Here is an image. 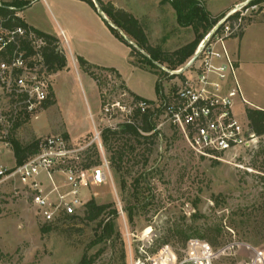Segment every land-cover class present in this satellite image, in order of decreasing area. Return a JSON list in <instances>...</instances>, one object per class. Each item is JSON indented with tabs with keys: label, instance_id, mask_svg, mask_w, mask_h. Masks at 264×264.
Instances as JSON below:
<instances>
[{
	"label": "rangeland",
	"instance_id": "obj_1",
	"mask_svg": "<svg viewBox=\"0 0 264 264\" xmlns=\"http://www.w3.org/2000/svg\"><path fill=\"white\" fill-rule=\"evenodd\" d=\"M92 1L97 14L108 22L98 3ZM103 1L133 13L144 26L150 44L165 52H173L197 37L195 26L180 22L169 0ZM256 1L202 0L201 3L210 19L216 21L213 30L226 17L239 15L238 22H223L217 29L219 34L227 25L245 28L243 39L234 36L227 42L231 53L240 55L236 75L244 101L235 100L234 114L241 124L248 123L245 109L251 103L264 108V1ZM34 9L39 10L41 6ZM109 24L116 29L110 20ZM197 30L202 34L200 25ZM117 31L124 36L118 28ZM126 37L127 42L139 48ZM67 39L73 51L62 38L61 47L69 66L52 79L55 105L42 109L37 118L21 119L14 133L24 145L50 136H67L73 148L85 149L97 145V133L132 120L128 111L133 108L135 95L123 83L121 73L128 78L129 87L149 101L160 98L155 92L160 77L162 91L167 93L191 76L188 70L179 73L188 63L175 70L166 64H160L161 67L156 64L157 69L142 64L136 56V66L133 60L128 61L130 48L122 42L123 54L115 61L121 73L92 65L97 77L93 80L79 64L73 65L69 55L76 53V47L69 34ZM114 102L125 106L127 111L115 108L112 116H105L104 106ZM157 132L151 140H141L139 144L132 141L135 151L121 166L111 163V152L103 145L104 153L99 150V154L100 161L106 158L109 162L108 180L100 186L85 182L82 185L81 196L85 202L94 198L98 204H110L118 211L115 223L120 236L105 244L92 245L94 224L77 221L75 225L49 226L43 223L34 211L29 187L17 179L0 181V264H78L85 253L96 257L100 249L104 252L95 264H144L148 256L160 262L166 253H174L180 261L191 240L208 245L215 253L226 249L218 264H247L252 254L250 248L264 254V138L249 148L225 154L222 161H215L196 155L175 128L165 125ZM124 141L123 138L116 145L121 147ZM7 143L6 139L0 141V167L11 169L15 167V159ZM90 154L95 159L94 151ZM76 161L81 163L79 158ZM53 178L59 187L66 183L61 173H54ZM40 181L42 188L51 192V183L45 174ZM56 198V194L51 196L52 200ZM127 207L135 209L132 220L125 211ZM77 215L82 216L83 211L79 210ZM48 227L51 229L47 230ZM196 230L206 237L185 242L178 233L192 236ZM233 242L240 246L232 250Z\"/></svg>",
	"mask_w": 264,
	"mask_h": 264
},
{
	"label": "built area",
	"instance_id": "obj_2",
	"mask_svg": "<svg viewBox=\"0 0 264 264\" xmlns=\"http://www.w3.org/2000/svg\"><path fill=\"white\" fill-rule=\"evenodd\" d=\"M3 4L0 0V7ZM8 9L17 12L15 7L9 6ZM18 12L16 17H19ZM228 17L200 43L195 52L198 59L187 69L191 76L171 92L161 91L160 98L151 103L133 99V108L128 111L132 116L136 110L145 113L160 109L158 130L165 125L175 128L196 155L215 161H222L225 154L238 148H249L264 138L256 136L248 123L241 124L234 114L235 100L240 98L244 101V98L236 75V60L227 42L239 34L240 28L227 25L220 34L217 31ZM45 46V40L33 28L15 26L10 17L0 16V141L8 140L21 119L37 118L45 103L52 99L55 74L50 73L45 65L42 55ZM115 108L127 111L119 102L107 103L104 106L105 116H112ZM96 135L98 149L103 152L101 134ZM86 149L73 148L62 136L40 139L39 153L29 161L11 169L0 167V181L17 179L23 186L29 187L36 215L43 223L53 225L64 217L77 215L79 210L84 211L87 203L81 196L84 182L89 186H100L108 180L109 162L106 158L101 159L98 166L87 170L76 169L74 163ZM56 172L66 177L62 187L54 181L53 174ZM42 174L51 183V192L42 188ZM53 194L57 195L56 200L51 199ZM237 245L235 243L232 250ZM225 250L222 248L215 253L208 245L191 240L185 257L180 261L174 253H166L160 262L148 256L143 263L218 264L220 256L226 254ZM250 251L252 254H249L247 264H264L262 251L253 248Z\"/></svg>",
	"mask_w": 264,
	"mask_h": 264
},
{
	"label": "trees",
	"instance_id": "obj_3",
	"mask_svg": "<svg viewBox=\"0 0 264 264\" xmlns=\"http://www.w3.org/2000/svg\"><path fill=\"white\" fill-rule=\"evenodd\" d=\"M87 2L95 10V4L92 0H82ZM172 7L177 12L180 22L185 23L188 26H195L196 29V39L186 44L173 52H165L160 47H153L150 44L146 30L141 22L130 12L116 7L112 2H105L103 0H97L98 5L102 13H104L107 18L116 26L113 28L107 21L110 31L113 35L119 39L121 42L127 44L131 49V58L134 65L137 66L134 59L138 56L141 59V63H145L152 68H157L155 63L161 65L166 64L169 69L175 70L176 68L183 67L188 63L195 55L199 41L204 35L208 34L213 27L216 25V21H212L209 17L208 12L205 7H201L202 0H169ZM264 0H257L256 2H262ZM30 5L29 1L26 0H13L10 4H3L0 7V16L2 18L10 17L15 26L27 27L28 25L19 17H16V11L8 9L9 6L15 7L16 10L22 11L28 8ZM239 15H234L228 17L227 21L238 22ZM241 20H246L242 19ZM202 27V34H199L197 26ZM233 26V24H232ZM117 28L122 31L126 36H128L132 41H134L140 49L147 53L148 57L144 56L137 48L133 47L130 42L125 40V37L121 35ZM244 29L240 26V32L237 37L242 38L244 35ZM35 33L43 38L46 42V46L43 48L42 55L44 58L45 65L48 67V71L52 74H57L67 68V58L60 46V41L49 34L43 33L36 29H33ZM79 67L84 70L92 79H97L95 71L92 65L87 62L82 57L77 58ZM166 74V73H165ZM120 78L119 75H117ZM162 91L161 77L156 83V92L159 96ZM51 100L47 101L44 105V109H48L55 105L54 95L51 94ZM136 101H151L145 100L139 96L135 95ZM160 113V109H155L154 111L148 110L145 113H141L140 110L134 111L132 115V120L130 122H125L120 124L117 128H106L101 133V140L107 151L111 152V163L113 165H119L124 163V159L135 151V145L133 142L140 143L141 140H151L157 136V118ZM245 114L249 127L258 137H264V110L247 107L245 109ZM20 123H18L10 134L8 141L10 143L14 159L15 166H21L31 158L39 153V143L40 139L35 140L27 145L22 144L14 137V133L17 130ZM67 139V136H65ZM125 139L124 143L119 147L116 143ZM91 151L95 153V159H92ZM81 163H76L74 165L76 169L87 170L89 168L98 166L100 164V154L97 145L87 148L85 151L80 153L78 156ZM110 204H98L94 198L90 199L83 211V215H73L69 217L62 218L58 223L63 225H75L77 221H85L88 224H94V241L93 246H98L100 244H105L111 241L113 238H119V232L116 229L115 219L118 215L116 209L111 208ZM110 209V210H109ZM130 207H127L125 211L129 215V219H133V211ZM132 222V221H131ZM52 226V225H49ZM48 227L47 230H50ZM206 232V230H204ZM179 236L185 239V242L191 239H199L206 237L205 233L195 231L194 235L187 236L181 231L178 232ZM238 242V241H237ZM213 243H216L214 240ZM217 244V243H216ZM162 245H166L163 243ZM222 245V244H221ZM220 245V246H221ZM160 248V247H159ZM153 251L152 253L156 252ZM104 252V249H100L96 257L88 256L87 253L84 254L82 259L78 264H95L96 258Z\"/></svg>",
	"mask_w": 264,
	"mask_h": 264
},
{
	"label": "crops",
	"instance_id": "obj_4",
	"mask_svg": "<svg viewBox=\"0 0 264 264\" xmlns=\"http://www.w3.org/2000/svg\"><path fill=\"white\" fill-rule=\"evenodd\" d=\"M2 1L7 2L8 0ZM26 1H29L30 5L25 10L18 12L19 18L22 19L29 27L56 37L60 41V46L62 45V47V38L65 40V44L68 45V47H71V44L67 39V35L69 34L73 40L74 46L76 47V49L74 48L76 53L74 54L72 52V55H69L74 66H78L77 58L82 57L91 65L101 66L103 68L109 69L112 68L119 70L121 73V69L115 66V61L118 59V57H120L121 54H123V43L113 35L107 24L104 22V18L97 14V10L95 11L91 5L82 0H36L35 2L33 0ZM38 6H41V9H34ZM104 17H106L109 23V19L105 14ZM245 33L242 39L244 38ZM124 37L127 38L125 34ZM71 51H73L72 47ZM231 54L234 55L236 64L238 65V61H240V55L237 56L234 53ZM127 57L128 61L131 62V49L128 50ZM68 66L69 62L67 60V67ZM59 74L60 72L55 74L54 77H57ZM117 75L120 76L119 73ZM121 75L125 82H123L122 79L120 81H122L134 95L148 100L141 94L133 91L129 87V84L126 83L127 77L125 74L121 73ZM246 101L248 102V100ZM249 107L264 110L263 107L253 103H251Z\"/></svg>",
	"mask_w": 264,
	"mask_h": 264
},
{
	"label": "water",
	"instance_id": "obj_5",
	"mask_svg": "<svg viewBox=\"0 0 264 264\" xmlns=\"http://www.w3.org/2000/svg\"><path fill=\"white\" fill-rule=\"evenodd\" d=\"M96 1V3H98L97 2V0H95ZM122 33V32H121ZM123 34V33H122ZM131 44H133V43H131ZM145 56H147L148 57V55H147V53L145 52L144 53V51L142 50V49H140V48H138ZM198 59V55H195L194 56V58L192 59V61L185 67V69H183L180 73H182V72H184V71H186L190 66H192V64L196 61Z\"/></svg>",
	"mask_w": 264,
	"mask_h": 264
}]
</instances>
